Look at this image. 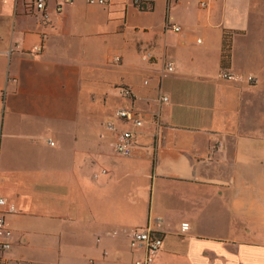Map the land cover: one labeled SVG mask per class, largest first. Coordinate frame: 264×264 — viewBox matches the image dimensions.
Instances as JSON below:
<instances>
[{"label": "crops", "instance_id": "obj_1", "mask_svg": "<svg viewBox=\"0 0 264 264\" xmlns=\"http://www.w3.org/2000/svg\"><path fill=\"white\" fill-rule=\"evenodd\" d=\"M199 1L0 0L8 262L136 264L126 233L161 218L152 264H264V0ZM121 109L130 156L105 126Z\"/></svg>", "mask_w": 264, "mask_h": 264}, {"label": "built area", "instance_id": "obj_2", "mask_svg": "<svg viewBox=\"0 0 264 264\" xmlns=\"http://www.w3.org/2000/svg\"><path fill=\"white\" fill-rule=\"evenodd\" d=\"M73 2V0H67ZM110 0H86L88 5L91 6H105ZM47 0H36L35 8L36 11H42L45 8ZM199 6L201 9H208L210 6V0H200ZM167 28L172 29L175 32H181L183 29L179 25L167 24ZM37 52H41L42 48L37 47ZM143 59L145 61L152 62L155 60V55L151 51H147L143 54ZM114 61L118 63L120 61L119 57H115ZM167 71L172 72L173 66L167 64ZM222 77L229 81H235L238 79L237 75L230 73L229 71L223 70ZM250 83L254 84L255 80L253 77H248ZM121 93L125 97H131V91L128 89H122ZM168 97H164L163 101L168 102ZM117 122L127 123L133 122L137 127L142 126V121L135 118V113L131 109H121L116 111L113 116L106 122V127L108 130L116 133V143L115 151L119 155L130 156L132 146L134 145L135 138L131 131L123 130L119 131L117 127ZM50 145H55L54 141H50ZM106 171L103 170V173ZM17 212L15 205L10 204L4 197L0 196V264H17L8 262L4 258V253L11 249L12 245L7 241L11 232L8 228L6 217ZM161 228L162 219L157 218L153 220V224L146 228L132 229L126 233V238L132 249H140L145 252V257L143 260L136 261V264H152L159 254L162 248L161 239ZM181 232L186 233L190 229V224L188 222L181 223ZM113 236H120L117 231L111 232Z\"/></svg>", "mask_w": 264, "mask_h": 264}, {"label": "trees", "instance_id": "obj_3", "mask_svg": "<svg viewBox=\"0 0 264 264\" xmlns=\"http://www.w3.org/2000/svg\"><path fill=\"white\" fill-rule=\"evenodd\" d=\"M25 2V12L26 14L30 15V16H35V12L36 8H35V4H36V0H24ZM153 9V4L152 3H144V2H140L139 3V10L141 12H149L152 11ZM230 44H231V39L230 37H228L227 35H225V49H224V59L228 58V52L230 49Z\"/></svg>", "mask_w": 264, "mask_h": 264}]
</instances>
